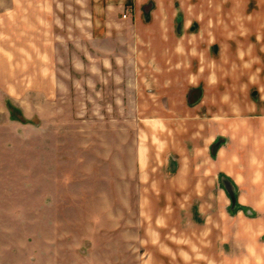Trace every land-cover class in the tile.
I'll use <instances>...</instances> for the list:
<instances>
[{
	"label": "rangeland",
	"instance_id": "1",
	"mask_svg": "<svg viewBox=\"0 0 264 264\" xmlns=\"http://www.w3.org/2000/svg\"><path fill=\"white\" fill-rule=\"evenodd\" d=\"M86 9L0 0V264H264V188L219 139L171 154L177 123L131 108Z\"/></svg>",
	"mask_w": 264,
	"mask_h": 264
},
{
	"label": "crops",
	"instance_id": "2",
	"mask_svg": "<svg viewBox=\"0 0 264 264\" xmlns=\"http://www.w3.org/2000/svg\"><path fill=\"white\" fill-rule=\"evenodd\" d=\"M83 1L94 59L138 80L131 108L177 123L171 154L219 139L224 171L264 188V0Z\"/></svg>",
	"mask_w": 264,
	"mask_h": 264
},
{
	"label": "built area",
	"instance_id": "3",
	"mask_svg": "<svg viewBox=\"0 0 264 264\" xmlns=\"http://www.w3.org/2000/svg\"><path fill=\"white\" fill-rule=\"evenodd\" d=\"M123 16H125V15L123 14Z\"/></svg>",
	"mask_w": 264,
	"mask_h": 264
}]
</instances>
